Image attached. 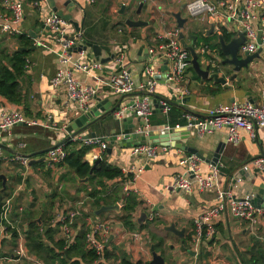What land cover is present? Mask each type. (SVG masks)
Returning a JSON list of instances; mask_svg holds the SVG:
<instances>
[{
	"label": "crops",
	"instance_id": "crops-1",
	"mask_svg": "<svg viewBox=\"0 0 264 264\" xmlns=\"http://www.w3.org/2000/svg\"><path fill=\"white\" fill-rule=\"evenodd\" d=\"M31 1L23 0V16L19 26L20 33L26 34L33 41L27 56V70L20 80L23 98L19 104H14L0 96V112L18 110L29 121L15 125L6 131L1 130V143L4 145L5 156L30 155L58 144L68 136L69 132L66 128L82 114L76 102L66 99L64 85L57 86L52 83V77L61 64L59 61L60 48L50 29L43 24L44 17L51 11L69 17L65 20L66 32L69 36L81 32L82 40L100 46L98 55L94 54L90 47L86 50L72 51L73 60L100 63V68L90 74L72 69L73 77L83 84L95 85L97 78H106L124 67L129 72L133 83L138 85L144 82V65L149 64L158 70L155 76L156 85L150 94L152 112L148 119L151 132L160 134L157 129L162 125H168L170 131L167 142L171 144L175 139V142L185 147L195 148L203 154L205 160L200 159V171L204 175L209 172V164H211L206 160H211L219 142H224V145L217 161L221 167L215 188L200 192L193 183L191 192L172 189L175 176L183 169L178 161L188 152L169 145L166 150L159 151L154 157L147 158L143 154H134L132 152V147L135 146L133 142L152 143L148 138L145 141L135 138L130 146H122L124 143L120 141L124 140L127 134H136L135 127L141 122L130 109L126 110L121 118H116L112 112L120 106L132 104L143 93L135 90L131 94L120 95L106 88L102 83H98L95 96L88 101V109L99 112L100 120L63 144L70 141L74 144V148L83 147L79 141H76L77 137L95 132L97 137L104 138L109 146L110 140L115 136L111 151H106L102 159L118 168L143 166V171L133 181L131 188L139 202L131 218L136 224L135 229L128 230L118 219L120 209L119 212H101L103 213L101 216H99L101 213L95 214L100 206L94 207L93 198L88 196L92 188L88 179L85 182L81 181L82 179H79L75 173L61 163L51 169L47 168L44 153L29 157V166L25 169L23 178L26 182L23 183L22 190L15 192L17 195L12 200L11 217L19 227L20 235L25 239L24 226L29 220L44 217L42 214L44 206L41 207V213L37 209L39 202L47 204L45 206L48 208L47 212L51 208L52 213L63 214L70 203L73 204L79 200L84 201V225L87 222L86 218L91 216L100 220H108L111 224L106 243L108 249L116 248L115 257H113L115 260H119L117 256L124 253L133 263L140 261L141 264H148L152 257L151 245L163 257L164 264H185L188 260H192V264H230L233 258L229 256V252L232 251L235 258L234 264H242L249 257L248 252L255 243L264 250V213L259 215L258 223L253 228H249L245 222L233 217L230 213H223L216 222L217 232L212 238H204L198 242L197 253L190 239L193 219L219 202L216 188L231 190L234 181L233 173L253 158L263 157L261 153H264V126L254 129L253 136L241 129L238 141L230 142L225 139L226 131L222 128L210 134H198L192 129H187L184 117L186 113L198 117L205 116L208 110L217 104L248 101L259 105L264 93L263 49L259 47L254 52L258 55L252 58L247 67L234 71L233 65L224 63L227 56L222 51V55H219L216 49L202 42L195 43L200 36L215 35V43H218L220 48L219 36L222 37L223 30L227 31V29L221 30L218 18L209 15H205L203 19L188 16L185 11L186 0H95L93 3H88L86 0H46L44 2L34 0L38 2V6L32 5ZM175 13H179L183 19L186 18L182 27H178ZM10 17L11 12L6 10L0 1V22L9 20ZM127 20H142L146 24L131 26L126 22ZM212 23L215 27L214 32H212ZM253 25L256 26V23ZM229 27L238 29L235 23H230ZM174 28L179 30V36L182 34V38L178 36L179 43L187 50L190 57V65L178 81L166 80L164 76L167 69L166 62L162 60L152 62L149 55L150 47L157 43V35ZM233 32L230 33L233 35ZM80 40L76 47L80 46ZM204 45L208 46L210 53L201 52L200 48ZM188 47L193 48L202 70L208 67L209 75L216 72L218 76L224 77L226 82L222 84L215 82L212 77L202 78L192 66V56ZM18 48L23 47L16 35L7 36L0 32V50L11 52ZM117 53L122 54L121 64L116 60ZM237 55L242 58L244 52L239 48ZM154 99L156 101H153ZM173 99L179 101L180 104L174 106L168 103L167 111L160 107L162 106L161 101ZM111 109L113 111L106 113ZM169 111L175 117L177 115L180 117L179 114H181L183 123L179 124L180 128H175L176 124L172 125L169 122ZM96 118L99 116L92 113L88 120L92 121ZM32 120L35 122L32 123ZM98 149L97 145L88 147L84 160L90 163L92 153ZM18 171L20 170H16L11 164L1 163L0 173L5 174L7 178L6 194L12 192L11 181L19 178ZM105 183L111 185L113 180H106ZM1 188L0 191L4 190ZM241 188L254 193V198L259 190L264 192V172L252 170L249 179L241 184ZM97 189L101 190L99 187ZM111 197H119L118 192H114ZM51 202L53 206L49 207ZM254 205L264 210V196ZM42 219L45 220V218ZM47 224L54 226V222ZM78 224L79 222L76 225L77 229L80 227ZM242 224L244 228L239 229ZM139 225L142 228H138ZM171 225L177 232L169 228ZM6 228L8 229L0 240V254L2 255L0 257H5L2 261H17L19 259L13 253L9 255L10 257L2 253L6 241L14 244V240H16L15 243L19 240L18 233L12 234L14 229L9 226ZM148 229H151V234L145 233ZM245 229L258 235V240L236 248L233 235L244 234ZM136 230L140 233V239H133L131 236V232ZM181 230H183L182 235L178 233ZM258 230L259 234H256ZM56 234L58 235L56 238H60L58 230ZM165 245L168 246L169 257L164 255ZM222 252L228 253L222 258L220 257ZM241 252L246 254V258ZM198 253H200L199 259L197 258ZM23 260L26 264H31L26 259L23 258ZM10 264L13 263L10 262Z\"/></svg>",
	"mask_w": 264,
	"mask_h": 264
},
{
	"label": "built area",
	"instance_id": "built-area-1",
	"mask_svg": "<svg viewBox=\"0 0 264 264\" xmlns=\"http://www.w3.org/2000/svg\"><path fill=\"white\" fill-rule=\"evenodd\" d=\"M3 7L11 12L9 20L0 22V32L13 36L20 34L19 26L22 21V3L23 0H0ZM44 2L46 0H40ZM88 3H93L95 0H86ZM32 5L38 6V2L32 0ZM185 11L188 16L192 18L203 19L205 15L218 18L221 30L226 28V32H233L231 37L237 36V32L244 34V42L240 46L242 52L254 53L259 47L264 51V0H186ZM230 23L237 25L236 29L229 27ZM256 23V26L253 25ZM43 24L53 34L56 44L60 48L59 61L61 66L56 70L55 75L52 77L54 85H64L65 97L68 101H74L78 104L79 110L84 112L88 110V101L94 97L97 92V84L102 83L106 88L113 92L126 95L131 94L135 90L142 91L143 94L132 102L130 105H123L115 109L112 113L116 118H121L122 114L130 109L134 112L135 116L141 123L135 127L136 134L148 136L151 132L149 128V116L152 112L150 94L153 92L158 70L149 64L143 67L144 82L135 85L126 68L122 67L118 72L109 75L106 78H97L95 85L83 84L81 81L73 77L71 70H78L86 74L100 68V63L82 62L73 60L71 58V49L77 46L81 38V32H76L74 35L67 34V23L56 12H49L43 19ZM225 30V29H224ZM237 33V34H236ZM179 30L174 28L169 32L158 34L157 43L150 47L149 55L152 62L162 60L166 62L167 69L164 73L166 80L178 81L183 75L185 70L190 65V57L185 48L179 43ZM260 37V44L257 43V38ZM80 40V42H81ZM41 44V42H39ZM81 44V43H80ZM201 52L210 53L211 50L208 46L204 45ZM117 62L122 63V54L117 53ZM209 58V56H208ZM211 60V59H210ZM161 107L167 111L169 105L167 102L161 101ZM187 129H192L198 134H210L219 129H225V139L230 142H237L239 139V130H246L250 136H253V131L257 127L264 126V93L261 96V103L255 105L251 102H231L226 104H217L210 108L205 116L198 117L193 114L186 113L184 115ZM25 116L21 111H1L0 112V129L8 130L15 125L25 123ZM32 123L35 120L31 121ZM175 128H180L179 124ZM168 125H162L157 129V132L162 134L169 132ZM82 146L97 145L99 149L92 153L89 165H92L96 160H101L103 155L108 149V144L99 137H77ZM168 146L159 143H141L132 147L134 154H143L147 158L154 157L159 151H164ZM66 156V150L62 145L48 150L45 153L44 161L45 166L49 169L57 164L63 162ZM2 162L18 166L19 174L23 182L25 169L29 166V158L24 155L12 154L5 156L3 148L0 147V165ZM178 163L182 166V172L178 173L173 182V188L178 191L191 192L193 183L197 189L202 192L216 186L217 176L220 172L221 164L218 162L209 164L210 170L205 175L200 171V158L194 154L188 153L180 157ZM124 176L129 177L123 182V191H132L133 181L143 171L142 165L132 166L130 168H120ZM252 170L264 172V157H256L242 164L238 170L233 173L232 179L233 187L231 190L217 189V198L219 199L214 206L207 208L199 213L193 219V229L191 230V243L195 248V253L198 247V242L202 239L212 238L216 230L217 219L223 213H230L233 217L246 223L249 228H253L259 220V215L264 213V210L257 208L253 205L252 199L254 193L245 191L241 188V184L249 179ZM119 180V179H117ZM116 180H113V182ZM22 186L18 185L16 190L11 195H8L0 201V240L3 234L7 231L9 226L18 233V241L14 249V256L17 259L24 258L31 264H43L34 255L27 251L25 246V239L20 235V229L11 217V208L13 196L18 189ZM133 192V191H132ZM225 199H227L225 201ZM116 204L119 208L122 206V200L117 201ZM84 201H76L70 203L66 211L58 214L54 224L58 225L60 238L64 239L66 244H71L74 240V235L77 228L74 222L83 214ZM84 233L85 248L92 250L97 259L95 262L100 264H109V259L105 256V251L108 249L107 236L110 233V224L108 220H100L96 218L87 217ZM79 227V224H78ZM80 228V227H79ZM133 239H140L138 231L131 232ZM2 259L0 257V264ZM115 264H120L119 260L114 261Z\"/></svg>",
	"mask_w": 264,
	"mask_h": 264
},
{
	"label": "trees",
	"instance_id": "trees-1",
	"mask_svg": "<svg viewBox=\"0 0 264 264\" xmlns=\"http://www.w3.org/2000/svg\"><path fill=\"white\" fill-rule=\"evenodd\" d=\"M231 36L232 33L223 30L222 37L224 41H229ZM16 38L23 48H18L11 52L0 50V96L11 103L19 104L23 98L20 80L27 70V56L30 47L33 45V41L29 36L21 33L17 34ZM215 38V35L208 37L200 36L195 43L202 42L210 48L216 49V52L222 55L218 43H215ZM179 115L180 117H177L178 115L175 117L172 115L171 111H169V122L172 125L183 123L181 114ZM63 147L66 150V156L61 164L75 173L79 179H88V182L91 183L92 186L91 191L88 192V196L93 198L94 207L98 208L102 204H115L119 197L112 198L111 196L117 190L122 189L123 182L129 175L124 176L120 168L108 164L104 159L100 160L91 171L93 165H89V163L84 160V154L88 150V146L74 148V144L68 141L63 144ZM14 168H16V170L19 169L16 165H14ZM106 180H116L111 189L107 187L105 183ZM97 187L101 190L97 189ZM6 188L5 186L4 190L0 192V199L8 196V194H6ZM121 200L122 206L118 219L128 230L133 231L136 224L131 220L132 213L135 211L139 202L136 200L132 191H127L126 194L124 193ZM83 214L82 216H85V213ZM102 214L103 213L99 214V216ZM40 220L41 222L39 223L36 219H31L27 222L28 224L24 226L25 246L27 251L41 260L43 264H100L99 262H95L97 255L92 250L85 248V228H82L84 223L77 229L73 242L68 245L65 243L64 239L56 238L55 234L58 229L53 228L43 219ZM76 225L74 223L75 227ZM140 227L139 225L138 228ZM20 228L22 230L24 229L22 224H20ZM16 233L15 231L12 232L13 235H16ZM115 249L116 248L107 249L105 251L106 258H110L111 256L115 257ZM248 253L249 257L244 260L242 264H264V250L257 243L252 246ZM117 258H119L120 264H141L140 261L133 263L124 253L117 256Z\"/></svg>",
	"mask_w": 264,
	"mask_h": 264
},
{
	"label": "water",
	"instance_id": "water-1",
	"mask_svg": "<svg viewBox=\"0 0 264 264\" xmlns=\"http://www.w3.org/2000/svg\"><path fill=\"white\" fill-rule=\"evenodd\" d=\"M140 8V7H139ZM139 8H138V11H139ZM58 13V12H57ZM60 14V13H58ZM61 17H63L65 20H68L69 17L67 16H63L62 14H60ZM174 16L176 17L177 19V24H178V27H182L183 26V22H185L186 18L183 19L180 17V14L179 13H175ZM129 25L131 26H141V25H145L146 22L142 21V20H136V21H131V20H127L126 21ZM214 24L212 23V32H214ZM79 30V29H78ZM31 33V32H29ZM32 37L34 38V35H32ZM180 38H182V34H180L179 36ZM245 38H244V34L242 32H238V35L237 37H234V38H231V40L226 43L223 38L221 36H219V43H220V48H221V51L224 55L227 56V58L224 60V63H228V64H231L233 65V70L234 71H239L242 67H247L249 62L252 60L253 57L257 56L258 54L257 53H254V54H249L247 52L244 53V57L240 58L238 57L237 53H238V50L240 48V46L243 44ZM258 44H260V37L258 38L257 40ZM87 47H90L93 51L94 54H99V50H100V46H98L97 44H94V43H90V42H86L85 40H81V44L80 46L78 47H73L70 51H75V50H86ZM188 49L190 50V53H191V56H192V60H191V63H192V66L193 68L196 70V72L202 76V78L204 79H207L209 77H212L214 79L215 82H220L222 84H224L226 82L225 78L222 77V76H218V73H211L209 75V70H208V67H206L205 70H202L200 67H199V64L197 62V55L195 54L193 48L191 47H188ZM157 97V96H156ZM155 98V96H154ZM153 101H156V99H154ZM231 101H234V100H231ZM165 102L171 104V105H179V101L173 99V100H165ZM161 107V106H160ZM111 111H113L112 109L109 110L108 112L106 113H110ZM95 110H86L84 112H82V114L76 118L70 126H68L66 129L67 131L69 132L68 136H66V138L64 140H61V142H59L58 144H55L51 147H48V148H45L43 150H40L38 152H33V154H30V155H25V154H22L26 157H32L34 155H37V154H44L46 153L48 150L52 149V148H55L57 147L58 145H62L65 141L69 140L70 138L74 137L75 135L79 134V133H82L84 132L85 130H87L88 128H90V126H92L95 122H97L98 120H100V115L99 112H95ZM92 113L97 116H99V118H96L95 120H92V121H89L88 119L91 118V115ZM76 127H79V129H76ZM74 129V131H72ZM0 133H1V129H0ZM168 132H164L162 134H155L154 132H149L148 136H138L137 134H127L124 138L127 139V140H121L120 142L124 143L122 146L126 145V146H130L132 141L136 138V139H139L141 141H145L147 140V138L149 140L152 141V143H158V142H161L163 143L165 146H173V147H176V148H179V149H182L184 151H187L188 153H191V154H194L196 155L197 157H199L200 159H203L205 160V157L203 156V154L199 153L198 150H196L195 148H192V147H185L183 146L181 143H177L175 142V139H173L172 143L170 144L169 142L166 141L167 137H168ZM137 135V136H136ZM96 137V133L95 132H89V133H85L83 134L82 138H87V137ZM101 140H105L104 138L102 137H99ZM138 140V141H139ZM127 141V142H125ZM166 141V142H165ZM115 142V136H113V138L110 140V144L108 146V149H107V152H110L111 151V148L113 146ZM142 142H133V145H137V144H141ZM224 145V142H219L218 146L216 147V150H215V153L213 154L211 160H206L208 161L209 163L211 164H214L218 161L219 159V152L221 151L222 147ZM0 147L1 148H4V145L1 143V136H0ZM261 156L264 157V153L262 152L261 153ZM42 157V156H41ZM42 159V158H41ZM34 161V160H32ZM99 162V160H96L91 168V171L93 169V167ZM31 163V162H30ZM6 181H7V178H6V175L3 174V173H0V182H1V185H2V189L5 188L6 186ZM81 181H87V178H83ZM1 192V191H0ZM264 196V192L259 190L258 193L256 194L255 198L252 199V203L253 205L255 204L256 201L262 199ZM1 200V199H0ZM255 206V205H254ZM258 208V207H257ZM119 207L118 205L115 203V204H109V205H102L98 208V210L95 211V214H99L101 212H105V211H116V212H119ZM140 220H138L139 222ZM37 222H41L40 218H37ZM169 228L171 230H174L175 232H177L175 229H174V226L171 225L169 226ZM183 230H181L180 232H178L180 235H182ZM150 250H151V260L148 262V264H164V260H163V257L157 253L154 249V247L151 245L150 246Z\"/></svg>",
	"mask_w": 264,
	"mask_h": 264
},
{
	"label": "rangeland",
	"instance_id": "rangeland-1",
	"mask_svg": "<svg viewBox=\"0 0 264 264\" xmlns=\"http://www.w3.org/2000/svg\"><path fill=\"white\" fill-rule=\"evenodd\" d=\"M6 170H8V169H6ZM9 171H11V170H9ZM10 176V175H9ZM25 182L26 181H23L22 182V180H21V177L19 176V178L18 179H15V180H13V181H11V186H10V188H13V189H16L17 188V186L18 185H21V186H23V183L25 184ZM114 183V182H113ZM113 183L111 184V185H107V187L109 188V189H111L112 187H113ZM122 188V187H121ZM13 189H12V192L10 193V194H8V195H11L12 193H13ZM20 190H22V188L21 189H18L17 190V192L18 191H20ZM114 190V189H113ZM16 192V193H17ZM116 192H118V195H119V199H118V201H120L122 198H123V196H124V191H123V189H121V190H117ZM17 194H15L14 196H13V198L16 196ZM85 203H87V202H85ZM47 204H45V202H39L38 203V205H37V209H38V211H39V213H41V207L42 206H44V208H43V216L44 217H42V216H40V217H38V218H40V219H42V218H45V220L44 221H47L46 223H52V222H55V220H56V218L58 217V214H54V213H52L51 212V208H50V210H49V212H47V207H45ZM49 207H52L53 205H52V202H51V204H49L48 205ZM36 216H38L37 214H36ZM42 217V218H41ZM84 217L85 216H82L81 218H78V219H76L75 220V225H76V223H78L79 222V225H82V223H83V221H84ZM110 226H111V224H110ZM53 228H55V229H58V231H59V228H58V226L57 225H54V226H52ZM148 227H150V225L148 226ZM82 228L84 229L85 228V225H83L82 226ZM244 228V225L242 224V226L241 227H239V229H243ZM150 230L151 229H148V231L147 232H145L146 234L148 233H150L151 234V232H150ZM137 231V230H136ZM259 232V230L258 231H256V234H259L258 233ZM144 233V234H145ZM145 234V235H146ZM58 235L56 234V237H57ZM60 236V235H59ZM233 238H234V241H235V247L236 248H239V247H244L245 245H248L250 242H252V241H254V240H258L257 238H258V235H254V234H252V233H250L249 232V230H247V229H245L244 230V234H238V235H233ZM15 241L16 240H14V244L11 242V241H9V242H5L4 243V248H3V252L2 253H4L5 255H7V256H11V254L12 253H14V249L16 248V243H15ZM146 246H148L147 244H146ZM163 250L165 251L164 252V255L166 256L167 255V257H169V253H168V246L167 245H165L164 247H163ZM222 251V250H221ZM202 253V252H201ZM226 253H228V252H222V253H220V257H224V255L226 254ZM241 253H243V257H245L246 258V254L244 253V252H241ZM0 256H2L1 254H0ZM9 256V257H10ZM198 257V259H199V256H200V253H198V255H197ZM229 256H231L232 258H233V260H231V262H230V264H234V255H233V251L232 252H229ZM109 259V264H115L114 263V261H115V259L111 256L110 258H108ZM11 263H13V264H26V261L25 260H23V258H21V259H19V260H17V261H10ZM10 262H7V260H3L2 261V263L1 264H10ZM185 264H192V260H188V261H186V263ZM201 264H203V263H201ZM205 264H208V263H205Z\"/></svg>",
	"mask_w": 264,
	"mask_h": 264
}]
</instances>
